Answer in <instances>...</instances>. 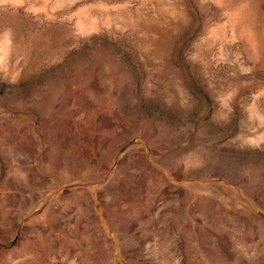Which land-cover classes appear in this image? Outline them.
Listing matches in <instances>:
<instances>
[{"label":"rangeland","instance_id":"374dc122","mask_svg":"<svg viewBox=\"0 0 264 264\" xmlns=\"http://www.w3.org/2000/svg\"><path fill=\"white\" fill-rule=\"evenodd\" d=\"M0 264H264V0H0Z\"/></svg>","mask_w":264,"mask_h":264}]
</instances>
